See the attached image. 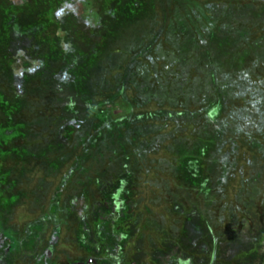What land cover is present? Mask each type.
Returning <instances> with one entry per match:
<instances>
[{
	"label": "rangeland",
	"instance_id": "1",
	"mask_svg": "<svg viewBox=\"0 0 264 264\" xmlns=\"http://www.w3.org/2000/svg\"><path fill=\"white\" fill-rule=\"evenodd\" d=\"M56 1L45 0L44 5L51 7ZM174 1L131 0L134 18L124 26L115 25L111 45L118 56V49H124L126 67L132 63L151 77L147 83L153 91H168L171 102L176 98L175 108L149 100L146 81L137 86L146 106L130 108L131 114L124 111L128 109L124 99L107 101L99 85L92 87L90 100L70 97L65 85L70 63L50 56L52 40L59 41L51 13L46 34L22 38L0 27V94L5 100L9 95L27 100L22 114L10 119L11 125L20 126L18 135L4 144L0 140V231L10 229L21 237L29 225L50 216L49 208L57 202L60 220L56 223L51 215L45 222L37 251L52 247L55 264L91 256L80 240L84 224L68 210L73 200L81 203L82 198L91 207L85 220L91 231L96 212L114 210L117 199L123 203L115 226L126 234L124 264H166L175 259L192 264H261L264 0ZM81 2L67 1L58 15L62 10L71 12L63 21L72 32L85 36L81 49L94 54L101 46V32L110 33L104 26H113L115 19L106 13L111 5L93 0L96 5L90 11L105 19L99 33ZM207 45L212 51H206ZM19 51L37 63L30 70L16 66L13 74L10 64ZM153 111L154 116H146L150 142L169 147L177 123L182 140L178 151L151 155L149 163L127 152L112 158L100 138L101 132L109 134L107 121ZM174 112L179 122L169 118ZM5 113L1 105V129L8 126ZM33 145H39L40 153L56 160L57 166L37 162L19 179L14 165L25 164L23 153ZM162 156L166 163L160 166ZM12 195L10 204L4 197ZM35 259L19 248L18 253L2 256L0 264H34Z\"/></svg>",
	"mask_w": 264,
	"mask_h": 264
},
{
	"label": "trees",
	"instance_id": "2",
	"mask_svg": "<svg viewBox=\"0 0 264 264\" xmlns=\"http://www.w3.org/2000/svg\"><path fill=\"white\" fill-rule=\"evenodd\" d=\"M67 1L69 2V0H59L58 3L56 1L57 4H52V6L50 7L44 5L46 3L45 0H0L1 30L5 33L9 32L11 36L13 34V36L16 35V37L22 38L25 36H35L37 33L40 34V32L46 34L48 25L47 19L50 18V15L52 14L51 19H54L57 23L56 35L59 38V41L57 43L56 41L54 42V40H52L53 42L50 48V56L67 58L68 62L70 63V65L68 66L69 68H67L65 71L67 75L65 85L67 86L70 97L73 96V98L79 99L80 101H83L84 99L90 100L92 95V87L94 85H96V87L99 85V90H101L100 93L101 95L106 97L107 101L114 103V100L118 98L121 100L124 99V105H128V107H126L128 109L124 111L131 114V112L128 111L130 108H136L137 106H146L147 102L144 100V96L139 97V90L137 87L138 85H143V83H145L144 81H146V84L149 86L146 90L149 94V100H155L156 104H158L159 107L165 105H169L174 108L177 107V103L175 102L176 98L172 99V102L169 101V99H171V95L168 93V91H165V93L162 89H156L153 91V87H150V84L147 83V81L151 77L149 78L146 73H139L138 66L135 67L132 63L127 66L128 68L125 66V62H123L125 59V54L123 53L124 49H121V52L118 49L120 56H118L116 52L112 50L113 46L111 45V38L115 34L113 36L111 34L118 30L115 25L124 26L123 24L128 23L134 18L135 14L132 10L131 0H105L107 7L111 5L110 11H107L106 13L114 16L113 19H115V24L113 26L110 24L104 26L105 19H103V16L98 11H90L92 6L96 5V3L93 4V0H82L81 5L83 6L84 10H87V16L93 20L94 24L97 25V27L94 28H97L96 30L98 32L103 30L105 27L110 29V33H108L107 31L101 32V46L97 53L94 54H91L90 51H86L83 48L81 49L79 44H82L85 36H83L79 32H77L76 34L72 32L67 27V21H63L65 16L71 14V12L63 13L62 10V14L60 15L61 17H59V9L62 8ZM76 1L78 0H70V2ZM186 1L188 2L189 0H175L174 4H182ZM82 18L85 20L86 15L82 14ZM73 38L75 39V41ZM148 47H151L150 44L148 45ZM206 49V51H212L210 45H207ZM17 58L18 59L16 61L14 59V62L10 64L9 71H11L13 74H16L15 72L18 69L16 68V66L21 67L22 70H30L33 65L37 63L32 59L26 58L25 55L20 51L17 55ZM17 63L19 64L17 65ZM132 68L133 70H131ZM200 79H202L201 82H203L204 78L202 77ZM197 84L200 85V83ZM9 97V100H5L4 94H0V106H4V110H6L5 117L8 122V126L6 128L1 129L0 127V140L3 141V144L18 135L20 126L16 124L11 125L10 119L12 118V116H15V114H22V110L26 108L25 103L27 102L25 97H15L10 95ZM112 104H109V106L111 107L109 108V110H111V112H113L114 110ZM130 114L120 115L118 117L112 116V120H106L107 122H109L108 124L103 123L106 124L109 134L105 136V134L103 135V133L101 132L102 137H100L98 134V136L102 138L101 141L105 145V150L107 152H111L110 154L112 158H119L117 154L127 152L130 154H134V158L143 159L145 162L149 163V159L150 157H152L151 155H154L156 153L161 154L162 152L171 154L174 153L175 150L178 151L180 141L182 142V140L179 134H177V132L179 131V126L177 123L172 126L174 128H172V133L169 137L171 141V144L168 145L169 147H166L165 145L164 147L159 148L155 144L152 145V142H150L148 138L149 130H147L148 126L146 124L151 116H154L155 111L148 114H141L139 117H134L135 114ZM146 116L150 118L147 120ZM100 118H104L102 114ZM169 118L172 122L175 121L174 119L179 122V116H177L175 112L170 115ZM103 121L104 120L102 119L101 122ZM165 142H167V140ZM213 147L214 146L212 145V148L209 149L213 150ZM39 148V145H33L29 147L27 152L23 153L25 156L24 159H26L25 164L23 165V163L20 162L21 166H19V163H17L18 165L16 164V166L14 165V169L16 170L15 172L18 175L17 178L24 179L23 172H29L28 168L31 169L32 165L35 163L37 164V162H41L42 165L46 167H49V163H51V166L53 164L52 167L57 166V161L50 160V157L45 155L42 150L40 153ZM137 152H139L140 156L136 155L138 154ZM165 157L166 156H162V159L160 157V159L158 160L160 166L166 163ZM222 157L223 159L228 158L224 157V155H222ZM218 161L220 160H216V162L220 164V162ZM12 171L9 172V174H14V172ZM134 179L135 182H137V179L139 180L138 177ZM18 184L19 183H17L16 185ZM249 195H252L255 199H257V194L252 193ZM4 199H6V201L11 204L14 198L12 195V197H4ZM83 200L84 199L82 198V200L80 201L81 203H79L77 200H73L69 204L70 209L68 210L69 212H76L77 214H75L77 215V218L79 219L81 224H84L82 225V229H80V240H82L83 245L89 248L91 256L86 261L79 260V262L76 261L73 264H124L123 259L125 255L123 253L122 243L124 239H126V234L121 229L116 230L117 226H115V223H117V221L120 219L118 216L119 211L122 209L121 207H123V203H120V201L118 202L117 199L115 203L116 208L114 210L106 212L102 215L96 212V214L93 216L96 224L93 228V231H91L89 228L85 227L87 226L85 220L86 217L89 216V210H91V207H89L88 204H85ZM59 207L60 206L56 202L54 204H51L49 208V214L53 215V219L56 223H58L60 220L58 214L60 209ZM117 209L119 211H117ZM1 214L2 210H0V217ZM51 215L43 217L38 220V222L29 225L26 232L21 237H17L15 235V232L10 229H6L2 232L0 231V258L2 256L5 257V255H7L8 253H18L20 248V250L24 251V253H26L27 255L30 254L35 256L36 259L34 264H55V262L51 261L54 253V249L52 247L45 248L41 253L37 252L38 246L41 241V235L44 234L47 227L45 222L51 218ZM0 228L2 227L0 226ZM53 237H56L57 239V231L54 232ZM55 241H52V244L55 243ZM260 246L263 247L259 248L258 251L263 253L261 264H264V242H261ZM166 264L192 263L188 259H175L167 262Z\"/></svg>",
	"mask_w": 264,
	"mask_h": 264
}]
</instances>
